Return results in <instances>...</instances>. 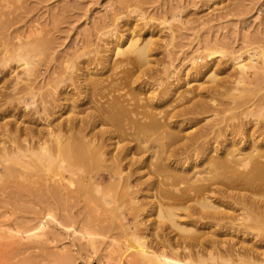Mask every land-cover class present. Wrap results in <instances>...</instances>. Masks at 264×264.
I'll return each mask as SVG.
<instances>
[{
  "label": "rangeland",
  "instance_id": "obj_1",
  "mask_svg": "<svg viewBox=\"0 0 264 264\" xmlns=\"http://www.w3.org/2000/svg\"><path fill=\"white\" fill-rule=\"evenodd\" d=\"M130 41H136L138 45L148 44L147 64L137 62L135 55L130 53L116 55L115 43L119 45L118 51H122ZM25 52L29 53L28 67L31 69L28 80L21 63L16 61L17 55ZM210 53L214 54L206 59L204 55ZM190 56L194 67L203 69L208 66L211 71L205 76L193 74L187 61ZM239 64L246 68L239 67ZM41 100L46 102V112L41 110ZM142 109L152 116L157 115L155 118L169 120L168 130L178 131L184 138L186 134L195 136L215 131L214 134L220 133L219 138L212 134L210 137L217 136L220 143L227 134L229 137L231 130L228 128L240 129L234 136L235 140L249 132L258 136L264 129V0H0L1 143L11 144L6 135H18L15 141L21 143L19 139L23 141L33 137L34 132L36 136L41 132L45 134L54 124L61 128H68L71 124L69 126L78 129L82 125L80 120L84 122L91 118L84 124L83 129L86 130L80 132L90 135L103 131L104 149L111 152L115 151V146L120 148L126 142L118 138L107 142L106 136L111 134V130L113 134L119 127H126L131 118L129 112H144ZM186 109L190 113L170 120L172 113L178 110L187 112ZM101 110L102 113L106 111L104 116L108 114L113 119H106V116L99 122L97 115L103 116ZM113 110L117 114H112ZM89 130H92L90 134ZM74 131L68 133L78 137L82 134ZM260 140V145L264 144ZM214 145L219 148L218 144ZM84 151L82 154L75 150L61 153L65 163L75 166L76 174L58 169L65 176L57 181L67 191L60 194L65 193V197L66 193L67 196L72 193L70 196L74 195L73 198L69 196L67 200L64 198L56 203L49 200L47 187L52 184L53 169L37 168L24 172L22 178L16 180L20 190L0 182V264H128L127 261L131 260L132 264H138L141 258L138 260L133 253L132 259V252L131 259L126 256L127 261L123 257L126 252L122 257L115 252V255L109 254L104 237L107 236L106 231L100 235L95 230L96 225L103 223L117 227L119 220L117 215L111 217L105 212L110 205L102 203L103 198L92 191L91 183L94 184L95 180L100 182L98 176H104L98 184L102 185L108 199L107 194L114 198V194H121L122 190L124 193V182H111L102 173V166L108 162H96L93 155L90 158L84 155ZM223 151L220 149L216 154ZM216 154L211 153L210 156ZM158 159H150L148 166L146 163L131 178V181L140 183L133 189H140L136 197L148 205L145 206L147 211L140 214L143 221L156 219L155 210L149 213V206L157 201L158 185L152 170L147 167L152 163L158 164ZM247 168L240 167L239 172L245 173ZM222 171H218L219 175L216 174L212 181L218 186H222L223 177L228 176L224 175L226 170ZM126 172L122 175L126 176ZM30 175L43 176L48 185H40L43 183L40 177L39 184H31L26 190L24 187L28 185ZM86 178L88 183L91 181L89 184ZM149 181L154 184L152 189L148 188ZM115 184H118V190L114 188ZM78 188L79 191L85 190L79 192ZM55 195L59 198V194ZM214 195L207 194L208 200L222 206L219 210L226 208V200H215L217 196ZM113 207L111 205L109 209ZM176 214L177 222H188L183 211ZM129 221L128 225L131 224ZM39 224L44 225L43 228L39 229ZM190 228L196 230L197 235L202 233V241L214 240V246L219 247L215 253L211 252L215 257L213 261L204 260L207 264H239L235 256L230 258L223 252L226 246L234 247L232 245L239 241L238 233L199 223H192Z\"/></svg>",
  "mask_w": 264,
  "mask_h": 264
},
{
  "label": "bare ground",
  "instance_id": "obj_2",
  "mask_svg": "<svg viewBox=\"0 0 264 264\" xmlns=\"http://www.w3.org/2000/svg\"><path fill=\"white\" fill-rule=\"evenodd\" d=\"M116 43L114 48L117 49L116 55L122 56L123 54L130 53L132 55H135L137 62H140L142 64H147L148 62L147 52L149 51V50L147 51V46H148L147 43H144L143 45H138L136 41H130L128 46L124 50L122 49V51H118L119 45L117 44H119V42L117 44ZM30 46H33V44ZM21 51L22 50H20V52ZM28 54L26 52L23 54H18V55L16 54L17 55L16 58H18V60L16 59V61L21 63L22 70L24 74L27 76V80L31 72V69L29 68L30 66L28 67V65H30L28 62L30 61L28 60ZM212 54L210 53L204 56L205 58L206 57L208 58V57H212L211 56ZM250 58L248 59L249 62H251L250 60H252ZM240 59L242 58L240 57ZM238 60H236L237 63ZM187 61L189 62V65L191 67L190 70H193V74L195 72L196 76L197 75L205 76L207 73L211 71V67L208 66H204V67L202 66L203 69H201L200 67L198 68L194 67L193 57H191ZM239 67L243 68L245 66L239 64ZM29 88L31 89V87L28 86V89ZM42 100L41 103L43 104L42 106L43 109L41 110L46 112L45 109L46 102L44 103L42 102ZM143 110L144 109H142V111ZM115 111L113 110L112 114ZM124 111L125 109H123V112ZM133 111L128 113V115L130 114L129 116L131 118L129 117L130 122H128L125 125L126 126L125 128L119 127L120 129L118 128V132H116L117 130L116 131L114 130L115 132L113 131L112 134V130H111V134L110 133L108 135L105 134V136L107 135L106 136L107 142L112 141L113 138H118L120 141L126 142L124 146L120 148H117L115 146V151H111V152L105 150L106 149L105 147L106 145H104L105 139L102 138L104 134L102 133L103 131H100L101 133L97 131L98 133L93 132L92 134H90L92 130L91 131L89 130L90 135H88V132L87 134L82 133L86 130V128L85 130L83 129L85 122L87 123L88 121L91 120V118H89L90 120L87 119L88 116L87 118L85 117L88 121L82 122V120H80V122L82 123L81 127H78L79 126L78 123L76 124L78 125L77 126L78 129L75 128L76 126L75 127H73V125L69 126L71 124L68 125V128H66L67 126H64L65 128H61L60 126H55L54 124L52 125V127L51 126L48 127V129L46 130L47 132L46 131H45L46 133L44 132L45 134H41L42 133L41 132L39 135L36 136L35 135L36 133L34 132L32 134L33 137H30L23 141H21L22 138L20 137L21 139L19 140L21 143L15 141L18 138V135L17 137L6 135V138H10V140L8 139L9 142H11L10 145H8L6 141H2L1 143V138H0V143H1L0 182L11 185L12 187H15L16 189L20 190L21 186H18L16 180L22 178V174L24 172L26 171L30 172L32 169H37V168L42 170L53 169L54 178L50 179L52 184L50 187H47L49 200H52L55 203L58 201L59 202L63 201L64 198L66 199V197H69L72 193L68 196H67L68 193H66L65 197H64L65 193L60 194L65 189L64 186H61V184L58 183L59 181H57V179L61 178L63 180L65 175L61 174V172H59L58 169H60L61 171L63 169L65 173L74 175L76 174L75 172L76 168L75 166L70 165V163H65V160L61 158L62 157L61 153L72 152V150L73 151L75 150V152L81 151L79 153L82 154L83 153L82 150L83 151L86 150V152L84 151V155L86 154V156L88 155L90 158L92 157L91 155H93L92 159L95 160L96 162L103 160L104 163L108 162L106 163L107 165L104 166L101 165L104 168V171L102 173L108 179L112 180L111 182L113 181L124 182L123 183L124 187H122L124 189V193L122 190L121 194L119 193H118L119 195L114 194L115 195L114 198L110 197L111 194L109 196L107 194L108 199H106V195L104 194L105 191L103 192V190L101 189L102 185L98 184L104 179V176L97 175L100 182L97 183L98 180L97 181L95 180L96 182L94 181V184L91 183L92 186L94 187L92 191L94 190L93 192L98 193L100 197L103 198L102 200L103 204L106 203L107 205L115 206L110 209H109L110 206L109 207L107 206L108 208L105 210V212L109 214L111 217L117 215L116 218L119 220V223L117 224L115 223L116 226L119 224L117 227H115L114 225L107 226L104 223H103L104 225L103 224H101L100 226L96 225L97 229H95L94 227L95 230L99 231L100 235H102V233L106 231L104 233L107 236L104 237H106L107 239L106 242L107 251L109 254H113L115 252V254H120L119 256L121 255L123 256L125 254L124 252H126V255L123 257L126 258L125 260L127 261V257H129L128 259H131L130 257L132 252V254L133 253L136 254V256L133 254L132 259L135 256V258L137 257V259L139 260L138 257H140L141 264L142 263L195 264V262L197 264H207L206 261L204 260L207 259V261L208 260L213 261L215 257L211 252H214L216 250V247L218 246L216 247L214 246L215 245V243L213 242L214 240L208 243L205 242V240L202 241L201 238L203 236H200L202 233H200V235L199 234L197 235V233L195 232L196 230L190 228V225L192 223L194 224L199 223V225L202 226L208 225L211 227H219L220 229L232 230L234 231V233L239 234V241L234 245H232L234 247L226 246V248L223 251L225 252V254L228 255V257L235 256L239 264H264V150H263L264 144L260 145L261 143L260 138L264 141V129L262 132L258 134V136L256 135V137L255 135L250 134V132L249 134L245 133V131L243 130L244 131L243 133L248 135L247 136L244 135L245 137H242L240 139L238 138L239 140L237 139L235 140L234 136L235 134L238 133V130L240 132V129L228 128L229 130H231L229 133V137H227L228 135L227 134L225 137H223L222 142L219 143L217 142L216 137L220 133L214 134L215 131L213 134L209 130L210 131L209 133L204 132L203 134L199 133V135L194 134L195 136H187L186 134L184 138L181 137L180 135L182 133L179 134L178 131L170 132V130H168L170 127V123L168 122L169 120L166 122L162 118L161 119L155 118V116L157 117V115H153L154 116L153 117L151 113L150 115L145 110L144 112H136V111L133 112ZM105 112L106 111H103V113ZM188 112H189L188 110L187 112H185V110L184 111L182 110V112L178 110V112L172 113V115H170V120L173 118H177V117L179 118L180 116H184ZM100 113H102V110ZM115 114H117V112H115ZM89 116L91 117V115ZM106 116L108 117L106 118ZM106 116L97 115L99 122L100 120H104L105 118L113 119L110 118L111 115L109 116L107 114ZM66 121L69 120L67 119ZM92 122L94 123L93 120ZM123 122L122 124H124ZM73 123L75 124V121ZM65 124H67V122ZM234 127H236V125ZM74 128L75 131L76 130L79 131L78 133H82L79 137L74 136L72 132H71L72 135L68 133L71 130L74 131ZM14 132L16 133V131ZM24 132L22 131L23 134ZM252 133H255L254 130L252 131ZM190 134L192 135V132H190ZM210 134L217 136L210 137ZM2 138L5 139L4 137ZM214 143H216V145L218 144L219 148L224 151L217 155L216 153L220 149L218 147H215ZM91 152L92 154H90ZM211 153H215L216 155L210 156ZM135 154L136 156L138 155L136 159H135L136 157ZM140 154H142L143 156L149 155V157L147 156V158L145 157V159H143L144 157L141 156ZM105 157L107 159H105ZM154 157L155 159L156 157L157 159L160 158L161 161L160 159H158L159 160L158 164L152 163L151 165H149V167H147V169L152 170L153 173L152 176L154 175L153 178L156 177V179L154 180H156L155 182L158 185L157 186L158 191L156 190L158 192L156 197L157 201L153 204H150L149 206V210H151L149 211V213L152 212V210H155L154 214H156L155 216L156 219L153 222L152 221L148 222L140 219L141 212H144L145 210L147 211L148 209V208L145 209L146 205L143 204L144 202L143 203L140 202V199L138 200L137 198L138 196L136 197V195L140 193V189L139 190L135 189V191L133 190L135 186L137 187V185L140 183H138L139 182L138 180L131 181V178L134 175L138 174V172L141 171L146 166V163L148 161L150 163V159L152 160L154 159ZM202 158L204 159L203 161L201 160V163L199 164V160ZM149 163H147V166ZM70 166H73L72 169L71 168L69 169ZM243 166L246 167L248 166L247 168L248 170L245 173L244 172L240 173L239 168ZM186 169H188L187 173L185 172ZM220 170L221 172H223L222 170H226V174L224 175H228V176H224L225 178L223 177V179L225 180H222L224 181V183L223 182L220 183V184L223 183L222 186L220 185L221 187L216 185L215 182H212L214 176L216 174L219 175L218 171ZM124 171H127L126 176L122 175ZM40 177L38 175L37 176L30 175L29 177L30 180L27 182L28 185H26L24 188L27 190L26 187L30 186L31 184H35V185L39 184L38 180H40ZM87 179L88 178H86V182ZM42 180L43 183L42 184L40 183V185L46 187V185H48L47 180L46 179H42ZM150 181L148 182V188L152 189L154 184L150 183ZM115 185L116 187L114 186V188L118 190L117 188L118 184ZM77 190L79 191V188ZM81 190L79 192H84L85 189L82 191ZM21 191L24 190L22 189ZM210 193L213 195L215 194L214 197L217 196L215 200L216 199H218V201H220L221 199L226 200L227 207L224 208L223 210H219L222 206L213 204L214 201L211 202L208 200L209 198L207 197V194ZM55 194H59V198L57 197L55 198L56 196ZM75 195H76L75 197H77L76 192ZM73 196L74 195L70 197L73 198ZM191 203H194L195 205ZM96 207L98 206L96 205ZM177 211H183L185 219L188 220V222H177L175 220V218L177 217L176 214ZM126 216H128L129 218L127 219ZM121 220L125 221V223H122ZM129 220H131V224L128 225V222H130ZM103 221L104 220H102V222ZM102 225L106 227H103ZM43 226L39 224L38 228L41 229L43 228ZM91 228L93 229L92 226ZM95 230H92V232ZM115 230L116 231L118 230V232H116ZM193 233L196 234L193 235ZM224 245H226V243ZM224 247H221V249H223ZM127 251L130 252V254L128 253L130 256H128ZM217 256L218 258L221 259L219 255ZM127 263L132 264V260L131 262L127 261ZM135 263L136 262H133V264Z\"/></svg>",
  "mask_w": 264,
  "mask_h": 264
}]
</instances>
